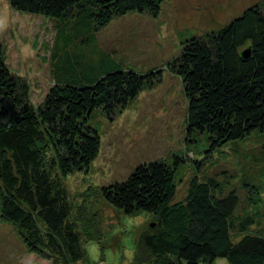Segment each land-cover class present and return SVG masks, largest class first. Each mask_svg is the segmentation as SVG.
Masks as SVG:
<instances>
[{
    "label": "trees",
    "instance_id": "obj_1",
    "mask_svg": "<svg viewBox=\"0 0 264 264\" xmlns=\"http://www.w3.org/2000/svg\"><path fill=\"white\" fill-rule=\"evenodd\" d=\"M169 0H8L20 13L71 26L57 65L62 76L38 109L27 83L9 69L0 45V217L13 224L26 246L28 264H74L84 259L78 225L63 179L86 172L100 153L91 115L114 119L157 73L140 75L99 51L96 36L129 13L158 18ZM82 38V40H80ZM94 45L85 64L80 54ZM249 50V57L242 53ZM184 84L188 134H208L210 151L264 136V4H256L214 33L183 43L168 66ZM60 73V74H59ZM178 165V161H176ZM219 183L194 177L185 199L176 168L142 164L122 181L101 188L103 199L127 215L143 211L154 223L137 243V264H264V234L248 232L255 220L237 216L236 193L222 196ZM246 234L238 242L232 232Z\"/></svg>",
    "mask_w": 264,
    "mask_h": 264
},
{
    "label": "rangeland",
    "instance_id": "obj_2",
    "mask_svg": "<svg viewBox=\"0 0 264 264\" xmlns=\"http://www.w3.org/2000/svg\"><path fill=\"white\" fill-rule=\"evenodd\" d=\"M256 4L264 0H169L156 19L129 13L97 34L99 51L125 69L140 75L160 73L114 119H108L103 109L91 115L101 139L99 156L88 171L63 179L85 254L74 264H137V243L155 219L143 211L125 214L107 203L100 190L126 180L136 167L150 162L176 168L172 203L185 199L192 178H213L219 183V195L238 196L237 216L254 218L248 232L264 234V136L254 132L210 151L208 134L189 136L184 84L168 68L184 42L218 31ZM67 34L74 38L71 26L17 12L8 0H0V45L11 72L27 83L29 101L36 109L62 77L57 76V65ZM73 40L69 53L77 54L80 42ZM88 49L94 45L81 52L83 64L94 58ZM249 233L234 231L232 240L236 243ZM0 264H28L20 233L1 217ZM215 264L229 261L219 258Z\"/></svg>",
    "mask_w": 264,
    "mask_h": 264
},
{
    "label": "water",
    "instance_id": "obj_3",
    "mask_svg": "<svg viewBox=\"0 0 264 264\" xmlns=\"http://www.w3.org/2000/svg\"><path fill=\"white\" fill-rule=\"evenodd\" d=\"M249 53H250V51L247 50V51H245V52L242 53V56H243L244 58H248V57H249Z\"/></svg>",
    "mask_w": 264,
    "mask_h": 264
}]
</instances>
